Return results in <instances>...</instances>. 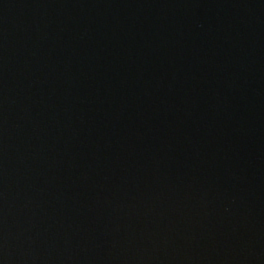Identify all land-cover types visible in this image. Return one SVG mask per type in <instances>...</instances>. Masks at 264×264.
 I'll return each instance as SVG.
<instances>
[{"label": "water", "instance_id": "95a60500", "mask_svg": "<svg viewBox=\"0 0 264 264\" xmlns=\"http://www.w3.org/2000/svg\"><path fill=\"white\" fill-rule=\"evenodd\" d=\"M0 264H264V0H0Z\"/></svg>", "mask_w": 264, "mask_h": 264}]
</instances>
